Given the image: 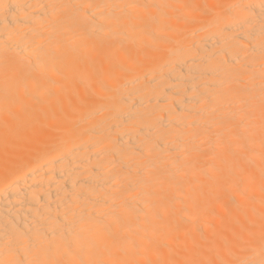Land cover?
Instances as JSON below:
<instances>
[{"label": "bare ground", "instance_id": "obj_1", "mask_svg": "<svg viewBox=\"0 0 264 264\" xmlns=\"http://www.w3.org/2000/svg\"><path fill=\"white\" fill-rule=\"evenodd\" d=\"M0 264H264V0H0Z\"/></svg>", "mask_w": 264, "mask_h": 264}]
</instances>
